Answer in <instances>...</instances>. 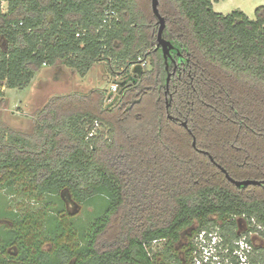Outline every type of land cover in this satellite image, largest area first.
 <instances>
[{
    "label": "trees",
    "instance_id": "trees-1",
    "mask_svg": "<svg viewBox=\"0 0 264 264\" xmlns=\"http://www.w3.org/2000/svg\"><path fill=\"white\" fill-rule=\"evenodd\" d=\"M106 10L118 20L102 24ZM158 11L166 59L150 0H0V105L43 67L121 76L114 94L50 98L32 135L0 131V264L11 246L15 264H187L183 230L241 214L264 224V7L253 20L212 0ZM216 166L260 184L238 188ZM9 195L33 207L9 210ZM68 197L93 216H67Z\"/></svg>",
    "mask_w": 264,
    "mask_h": 264
},
{
    "label": "rangeland",
    "instance_id": "rangeland-1",
    "mask_svg": "<svg viewBox=\"0 0 264 264\" xmlns=\"http://www.w3.org/2000/svg\"><path fill=\"white\" fill-rule=\"evenodd\" d=\"M6 10L5 4L2 5ZM258 7H264V0H219L213 8L215 13L228 15L233 11L240 10L248 19L255 18L254 11ZM33 82L22 89H3V104L0 105V131L10 135L28 136L35 130L37 114L52 97L72 93H87L93 89H106L109 93L112 84L121 81V76L112 75L107 72L104 64L96 65L85 76H81L76 70L66 68L58 64L53 67H43ZM114 94V92H113ZM107 100L106 103H110ZM4 192L0 194L3 197ZM3 195V196H2ZM9 210L19 211L33 207L31 201H25L18 195H9L6 200ZM75 208L70 205L71 213L67 214L74 220L92 217L95 206L81 205L75 203ZM76 210V211H74ZM100 211V207L96 212ZM74 211V212H73ZM96 214V213H95ZM196 225L181 232L180 240L175 244L174 249L177 255L184 260L187 245L190 243L191 235L195 232ZM188 264V260H187Z\"/></svg>",
    "mask_w": 264,
    "mask_h": 264
},
{
    "label": "built area",
    "instance_id": "built-area-1",
    "mask_svg": "<svg viewBox=\"0 0 264 264\" xmlns=\"http://www.w3.org/2000/svg\"><path fill=\"white\" fill-rule=\"evenodd\" d=\"M117 18L115 11L106 10L102 24ZM22 25L20 22L11 28ZM140 61L138 65L143 68L145 63ZM116 89L117 85L112 84L110 92L115 93ZM97 127L95 123L94 128ZM229 222H235L234 228H228ZM155 244L156 241L152 243ZM189 264H264V224L255 216L231 215L223 222L195 231L190 241Z\"/></svg>",
    "mask_w": 264,
    "mask_h": 264
},
{
    "label": "water",
    "instance_id": "water-1",
    "mask_svg": "<svg viewBox=\"0 0 264 264\" xmlns=\"http://www.w3.org/2000/svg\"><path fill=\"white\" fill-rule=\"evenodd\" d=\"M150 6H151V11L154 15V17L157 19V25H158V29H157V35H156V47L155 50L160 49L161 53L163 55V57L166 59L167 56H169V52L172 49V46L169 42H167L166 40L163 39V32L165 29V20L164 18H162L159 14L158 11V0H150ZM142 71L141 66L136 64L133 66L132 68V72L134 74H140ZM170 76H167V80H166V92L168 91V82H169ZM167 94V93H166ZM169 119H171L169 117ZM184 128H186V123H182L181 124ZM192 146L195 148V141H193ZM211 162H213V160L210 158ZM220 169V171L225 175L226 180L231 183L232 185L241 188V187H248V186H258L260 184V182L258 181H251V180H245V181H235L232 180L229 175L226 173V171H224L222 168H220L219 166H216ZM72 204L74 205L75 203L72 202ZM75 208V207H74ZM76 211V210H74ZM73 211V212H74Z\"/></svg>",
    "mask_w": 264,
    "mask_h": 264
},
{
    "label": "flooded vegetation",
    "instance_id": "flooded-vegetation-1",
    "mask_svg": "<svg viewBox=\"0 0 264 264\" xmlns=\"http://www.w3.org/2000/svg\"><path fill=\"white\" fill-rule=\"evenodd\" d=\"M63 202H64V205H65L66 213H68V214L71 213L72 209H70V205H73L72 204L73 201H71L70 197H68V199L64 198ZM73 206L75 207L76 205L74 204ZM4 225H9L8 221L5 220V219H0V226H4ZM192 236L193 235H191V238H192ZM191 238H190V241H191ZM11 251H13V253ZM7 254L9 256L6 258V261H5L6 263L5 264H15V258L18 255L17 254V250L15 249V247L14 246L9 247L8 250H7ZM181 260L184 261L182 258H181ZM187 260H188V264H189V252H188V255H187Z\"/></svg>",
    "mask_w": 264,
    "mask_h": 264
},
{
    "label": "crops",
    "instance_id": "crops-1",
    "mask_svg": "<svg viewBox=\"0 0 264 264\" xmlns=\"http://www.w3.org/2000/svg\"><path fill=\"white\" fill-rule=\"evenodd\" d=\"M218 1L219 0H212V7L214 8L215 7V5L218 3ZM236 11H240V10H236ZM241 12V11H240ZM243 13V12H242ZM220 14V13H219ZM244 14V13H243ZM223 15V14H222ZM245 15V14H244ZM95 68V67H94ZM93 68V69H94ZM42 70H45L44 68L42 69ZM39 75V73L38 74H36L35 76H34V78H36L37 76ZM34 78L32 79V81L31 82H33V80H34Z\"/></svg>",
    "mask_w": 264,
    "mask_h": 264
}]
</instances>
